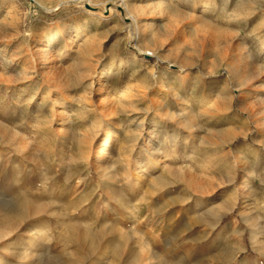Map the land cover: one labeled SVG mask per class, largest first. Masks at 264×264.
<instances>
[{
  "label": "rangeland",
  "instance_id": "rangeland-1",
  "mask_svg": "<svg viewBox=\"0 0 264 264\" xmlns=\"http://www.w3.org/2000/svg\"><path fill=\"white\" fill-rule=\"evenodd\" d=\"M260 127L264 0H0V264H264Z\"/></svg>",
  "mask_w": 264,
  "mask_h": 264
},
{
  "label": "bare ground",
  "instance_id": "bare-ground-1",
  "mask_svg": "<svg viewBox=\"0 0 264 264\" xmlns=\"http://www.w3.org/2000/svg\"><path fill=\"white\" fill-rule=\"evenodd\" d=\"M48 44H50V42H48ZM51 45V44H50ZM245 71V70H244ZM247 72V71H246ZM243 73H245V72H243ZM253 74H255V73H253ZM104 75H105V72H104ZM104 75H102V76H104ZM244 75V74H243ZM251 77V76H250ZM102 78V77H101ZM245 78V77H244ZM251 79V78H250ZM254 79H256V78H254ZM247 83V82H246ZM245 84V83H244ZM109 94V93H108ZM253 95V94H252ZM217 95L215 94L214 96H213V98H212V100H209L210 101V103H211V101H213V99H215V97H216ZM125 97V93L124 92H122L121 93V96H120V98H124ZM126 97H127V95H126ZM109 98V97H108ZM128 99V98H127ZM122 100H125V99H122ZM206 100V99H205ZM114 101V100H113ZM209 101H208V104H209ZM207 102V101H206ZM215 103V102H214ZM207 105V104H206ZM256 110V109H255ZM256 116V115H255ZM259 119V118H258ZM256 122V120H254V122L253 123H255ZM260 131L261 132H264V128L263 127H260ZM264 134V133H263ZM248 136V135H247ZM264 139V138H263ZM262 144L264 145V140L262 141ZM141 175V174H140ZM139 176V175H138ZM140 177V176H139ZM250 181V180H249ZM250 183L249 182H245V186L243 187V189H242V191L243 192H245L246 193V191L249 189V185ZM31 209V207H29V205H25V207H24V209L23 210H30ZM32 210V209H31ZM27 212V211H26ZM5 221V220H4ZM5 223V222H4ZM9 224V227L10 226H12L11 225V223L9 222L8 223ZM80 234V233H79ZM90 236H92L91 235V233L88 231V230H84L83 231V233H82V240L84 239V240H86L87 238H89ZM1 239H3V235H2V232H0V241H1ZM79 241V240H78ZM28 243H32V241H30V242H28ZM17 244V243H16ZM95 243H90V249L92 248H95V245H94ZM11 242H9V243H4V246H5V248L6 249H9L11 246ZM12 245H13V242H12ZM14 245H15V243H14ZM10 246V247H9ZM32 246V245H31ZM14 247V246H13ZM18 247H19V245H18ZM23 247V246H22Z\"/></svg>",
  "mask_w": 264,
  "mask_h": 264
}]
</instances>
